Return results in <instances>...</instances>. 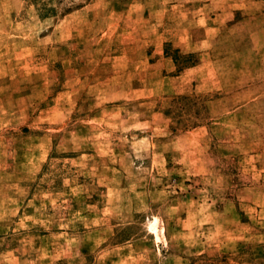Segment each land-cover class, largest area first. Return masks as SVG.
<instances>
[{"label": "rangeland", "instance_id": "obj_1", "mask_svg": "<svg viewBox=\"0 0 264 264\" xmlns=\"http://www.w3.org/2000/svg\"><path fill=\"white\" fill-rule=\"evenodd\" d=\"M0 264H264V0H0Z\"/></svg>", "mask_w": 264, "mask_h": 264}, {"label": "bare ground", "instance_id": "obj_2", "mask_svg": "<svg viewBox=\"0 0 264 264\" xmlns=\"http://www.w3.org/2000/svg\"><path fill=\"white\" fill-rule=\"evenodd\" d=\"M155 226H156V221L154 220L152 225H151V229L155 230V228H156Z\"/></svg>", "mask_w": 264, "mask_h": 264}]
</instances>
